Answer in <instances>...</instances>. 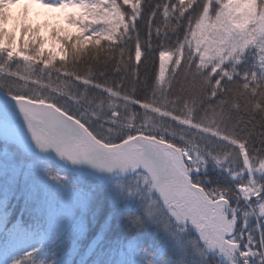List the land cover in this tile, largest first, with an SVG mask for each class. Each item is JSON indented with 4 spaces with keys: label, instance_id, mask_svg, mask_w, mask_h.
Returning a JSON list of instances; mask_svg holds the SVG:
<instances>
[{
    "label": "snow or ice",
    "instance_id": "obj_1",
    "mask_svg": "<svg viewBox=\"0 0 264 264\" xmlns=\"http://www.w3.org/2000/svg\"><path fill=\"white\" fill-rule=\"evenodd\" d=\"M0 264H264V0H0Z\"/></svg>",
    "mask_w": 264,
    "mask_h": 264
},
{
    "label": "rangeland",
    "instance_id": "obj_2",
    "mask_svg": "<svg viewBox=\"0 0 264 264\" xmlns=\"http://www.w3.org/2000/svg\"><path fill=\"white\" fill-rule=\"evenodd\" d=\"M38 11H40L41 13H47L49 17H51L53 15V13H51L49 10L47 9H42V8H37ZM14 12L16 11V9L13 10ZM45 17L42 16L41 19H44ZM61 23L63 24V21H61ZM64 27H67L66 24H64Z\"/></svg>",
    "mask_w": 264,
    "mask_h": 264
}]
</instances>
